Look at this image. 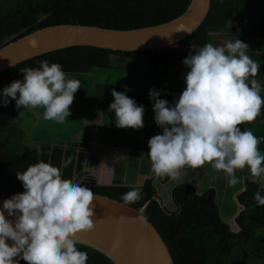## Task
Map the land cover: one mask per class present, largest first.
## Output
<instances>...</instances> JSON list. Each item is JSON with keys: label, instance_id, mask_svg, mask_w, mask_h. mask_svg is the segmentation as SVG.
<instances>
[{"label": "trees", "instance_id": "trees-1", "mask_svg": "<svg viewBox=\"0 0 264 264\" xmlns=\"http://www.w3.org/2000/svg\"><path fill=\"white\" fill-rule=\"evenodd\" d=\"M190 0H0V46L48 25L70 23L114 29H132L169 21L180 15ZM210 21L225 22L230 42L237 39L249 47L248 55L264 66V0H211L204 22L176 47L206 45L212 31ZM193 51L135 50L121 51L89 45L72 46L37 55L0 72V93L15 80L23 81V68H40L41 62L58 63L65 74L113 70L110 85L115 91L121 84L141 88L149 99V91L161 94L176 90V79L183 73L173 68ZM116 57V60H113ZM261 59V60H260ZM146 62L147 66L142 67ZM128 78L129 80H125ZM264 95V85H261ZM0 104V197L23 192L17 172L44 161L61 169L62 178L73 180L83 174L86 145L76 141H46L35 137L37 145H29L24 129L18 125L15 100ZM153 103L149 99V104ZM17 122V123H15ZM113 144V143H107ZM262 146V145H261ZM71 163L63 167V162ZM78 179V178H77ZM262 181V180H261ZM258 181H246L245 190L237 196L243 209L235 216L238 231L231 230L221 217L215 189L197 192L193 185L181 183L171 191L172 205L162 208L151 200L143 215L165 241L174 264H264V206L257 205L254 194L264 189ZM93 192L121 200L122 195L139 188L142 198L130 206L139 209L156 195L150 179L138 185L80 184ZM123 202V201H122ZM78 250L87 252L86 264H114L98 250L76 243ZM19 264H26L20 260Z\"/></svg>", "mask_w": 264, "mask_h": 264}, {"label": "clouds", "instance_id": "clouds-1", "mask_svg": "<svg viewBox=\"0 0 264 264\" xmlns=\"http://www.w3.org/2000/svg\"><path fill=\"white\" fill-rule=\"evenodd\" d=\"M36 46L35 40L30 41ZM249 46L239 39L216 47L207 43L183 61L189 71L183 77L186 87L178 101L169 105L161 93L149 91L153 101L154 121L162 134L148 141L151 171L157 178L176 180L185 168H201L206 163L228 177V184L238 183L236 171L247 167L253 178L264 181V155L258 149L262 138L240 125L251 124L264 106L261 85L254 78L260 65L247 54ZM23 81L15 80L3 88L0 104L9 98L16 108H43V119L63 124L70 116L74 93L80 81L67 79L62 66L42 61L40 68L20 69ZM250 77H253L250 79ZM117 128L144 127L145 109L123 92L112 91ZM71 158L63 162V167ZM25 189L3 201L0 208V264H86L87 252L76 247V237L95 228L94 192L62 178L61 169L40 161L17 172ZM264 189V183L260 185ZM142 198L139 188L122 195V207ZM257 205L264 206V196L254 194ZM15 216V222L5 216ZM144 209L137 214L143 221ZM11 240L9 245L6 241ZM120 240L113 243L118 247Z\"/></svg>", "mask_w": 264, "mask_h": 264}, {"label": "water", "instance_id": "water-1", "mask_svg": "<svg viewBox=\"0 0 264 264\" xmlns=\"http://www.w3.org/2000/svg\"><path fill=\"white\" fill-rule=\"evenodd\" d=\"M210 6L211 0H190L187 8L177 17L132 29L70 23L44 26L0 46V72L37 55L72 46L89 45L121 51L173 50L180 40L204 22ZM33 40L37 42L35 47L30 43ZM94 194L95 228L91 232L79 233L77 243L98 250L114 264H174L168 246L154 225L143 213V221L136 218L139 209L145 211L151 200H156L164 207L157 194L139 209L130 205L122 207V201L104 194ZM13 195L0 197V208L3 201ZM5 216L15 222V216H8L6 211ZM117 239L120 244L113 247ZM6 242L9 245L13 243L11 240ZM14 259L21 260L19 256Z\"/></svg>", "mask_w": 264, "mask_h": 264}, {"label": "crops", "instance_id": "crops-1", "mask_svg": "<svg viewBox=\"0 0 264 264\" xmlns=\"http://www.w3.org/2000/svg\"><path fill=\"white\" fill-rule=\"evenodd\" d=\"M203 47L202 45L183 46L178 50L195 51ZM177 50V49H176ZM248 55L249 51L245 50ZM251 59L254 57L248 55ZM114 61L116 60L113 59ZM261 60V59H260ZM260 65V70L254 77L260 85H264V66ZM147 66L146 62L142 67ZM177 72L183 73L182 77L176 79V90H168L160 95V99L167 100L169 105L178 101L180 94L185 89L186 84L184 76L189 69L181 64L173 68ZM94 71V70H93ZM105 71V70H104ZM103 71V72H104ZM92 72V71H90ZM89 73V72H88ZM110 75L96 80L92 84L93 92V114L90 118L84 119V124L76 132L71 140L77 143H84L89 149V158L87 157V166L92 167L91 180L99 185H138L145 180H152L158 189L169 188V198L171 200L172 189L181 184L189 183L193 185L197 192H202L207 188H214L216 200L219 204L220 214L229 215L224 220L229 224L231 230L238 231L239 226L235 222V216L243 209V205L237 201V196L245 190L246 181H260L253 178L247 167L237 170L235 175L238 183L234 186L228 184V177L222 171L214 170L210 164H205L201 168H185L181 170V176L172 180L168 177L157 178L151 171V162L148 157V141L155 135L162 134V129L154 121L153 103L149 104V99L145 91L141 88L131 87V85L121 84L123 90L118 92L125 93L129 98L136 101L137 106H143L145 109L143 122L144 127L141 129H123L115 126V112L109 110V106L114 102L112 96L113 89L110 85L113 79ZM253 77H250L252 79ZM261 95V94H260ZM264 98V95H261ZM241 130H251L258 138H262L258 149L264 155V106L261 108L260 115L251 124L240 125ZM66 142V141H65ZM113 143V144H107ZM262 145V146H261ZM91 152V153H90ZM87 153V152H86ZM97 158H91L93 155ZM264 166V165H262ZM158 184V186L156 185ZM161 198V197H160ZM162 200V198H161ZM163 202V201H162ZM234 205V210L230 213Z\"/></svg>", "mask_w": 264, "mask_h": 264}, {"label": "rangeland", "instance_id": "rangeland-1", "mask_svg": "<svg viewBox=\"0 0 264 264\" xmlns=\"http://www.w3.org/2000/svg\"><path fill=\"white\" fill-rule=\"evenodd\" d=\"M225 22L220 21H210L209 25L212 31L211 41L214 46L220 47L225 45L227 42H230V33L225 30V28L219 30H213L218 27H225ZM179 47H175V49H179ZM183 48V47H182ZM116 57H113L115 59ZM113 74H121V72L113 70H99L96 69L89 73H69L66 74L67 79H74L80 81V89L74 93V101L70 105V116L66 119L65 123L60 124L56 121L44 120L43 119V108L30 109L21 107L18 109V125L21 126L25 131L26 141L29 145H37V142H34V138H42V140L56 142V141H69L72 136L80 130L82 125L84 124L85 118H90L93 114V92H92V84L96 80H100L107 75H110L109 78H114ZM125 80H129L125 78ZM17 123V122H15ZM89 149L85 150V160L83 168V174L80 176L74 177L72 180L74 183L80 184H96L97 182H93L91 180L92 167H88L87 157L89 158ZM87 152V153H86ZM91 153V152H90ZM91 158H97V153H95ZM78 178V179H77ZM158 186V184H156ZM169 188H159L158 193L162 198L163 205L167 207H171L172 205V197L171 200L169 198ZM157 193V192H156ZM232 210H234L235 206L230 205ZM229 215L223 214L221 211V217L225 219Z\"/></svg>", "mask_w": 264, "mask_h": 264}]
</instances>
